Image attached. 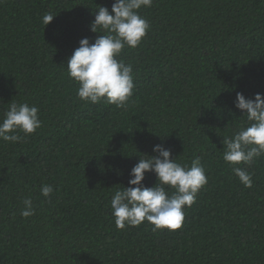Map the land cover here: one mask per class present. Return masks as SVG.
<instances>
[{"label":"trees","instance_id":"16d2710c","mask_svg":"<svg viewBox=\"0 0 264 264\" xmlns=\"http://www.w3.org/2000/svg\"><path fill=\"white\" fill-rule=\"evenodd\" d=\"M114 2L0 0V117L27 102L42 121L22 141H0V264H264V155L248 167L251 188L222 158L223 136L248 123L237 92L264 94V0L142 7L150 28L119 57L135 84L123 108L80 100L66 65L82 38L101 35L95 10ZM45 13L56 15L46 26ZM156 144L188 166L200 156L208 182L181 228L119 229L110 200L135 187L131 169ZM143 183L155 186V173ZM28 197L35 215L25 218Z\"/></svg>","mask_w":264,"mask_h":264},{"label":"clouds","instance_id":"9594fccd","mask_svg":"<svg viewBox=\"0 0 264 264\" xmlns=\"http://www.w3.org/2000/svg\"><path fill=\"white\" fill-rule=\"evenodd\" d=\"M152 3L153 0H115L111 11L105 6L95 10L90 28L101 35L94 42L82 38L80 46L66 62L69 78L78 84L80 100L92 104L104 101L118 108L126 106L135 89L133 66L119 57L125 47L136 48L146 36L150 25L139 10L151 7ZM55 16L45 13L44 26ZM235 106L244 111L248 123L231 136H223L222 158L233 166L232 171L239 181L251 188L253 179L248 167L264 155V94L256 93L253 99L237 92ZM38 114L39 109L34 105L12 102L0 117V141L16 143L36 132L42 125ZM153 151L158 155L145 154L147 158L141 156L132 167L128 184L135 187L116 190L110 200L111 215L119 229L138 227L145 221L153 226V231L181 228L185 209L195 203L197 194L208 182L200 156H195L188 166L173 159L171 149L163 144L154 145ZM241 164L247 167L238 166ZM147 172L155 173V186L143 183ZM169 188L175 190L171 195ZM40 191L44 197H49L54 189L45 184ZM23 205L21 216L35 215L31 197L25 198Z\"/></svg>","mask_w":264,"mask_h":264}]
</instances>
